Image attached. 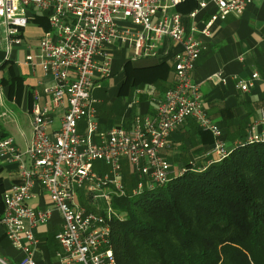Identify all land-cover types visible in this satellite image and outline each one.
I'll list each match as a JSON object with an SVG mask.
<instances>
[{
  "label": "built area",
  "instance_id": "2783aa9c",
  "mask_svg": "<svg viewBox=\"0 0 264 264\" xmlns=\"http://www.w3.org/2000/svg\"><path fill=\"white\" fill-rule=\"evenodd\" d=\"M178 1L0 0V40L7 49L22 44V32L33 15H46L49 29L40 38L37 55H28L26 63L37 64L54 80L46 89L48 105L32 107L33 140L28 149L21 152L12 139L0 138V160L17 164L18 182L1 197L0 223L9 244L21 253L18 264H36L32 257L35 230L47 225L54 211L61 219L55 240L64 264H116L110 220L111 198L124 195L120 160L129 162L135 176L133 195L145 186L152 190L166 185L174 176L162 153L171 134L187 120L212 134L213 146L206 153L210 162L230 153L222 131L204 111L192 73L203 49L197 35L209 37L216 23L229 15H242L247 0H200L186 16L169 12ZM208 7L215 11L198 28L194 23ZM188 20H192L189 28ZM122 23L136 30L121 27ZM164 37L180 51L173 57L174 83L157 103L155 116L135 119L130 131L114 127L98 133L92 91L98 86L94 78L109 72L105 47L119 40L132 45L135 57L153 56L157 41ZM256 81L258 74L253 73L237 82L238 89L247 92ZM58 111L62 112L60 125L50 132ZM80 122L83 133L78 131ZM256 125L242 143L264 144V130L256 131ZM95 162H102L106 172L98 173ZM185 171L179 170L178 175ZM36 186L47 194L49 208L30 207ZM85 193L88 200L105 201L106 208L99 213L88 210L81 203L80 194ZM0 264L7 263L0 258Z\"/></svg>",
  "mask_w": 264,
  "mask_h": 264
},
{
  "label": "crops",
  "instance_id": "0c3cea01",
  "mask_svg": "<svg viewBox=\"0 0 264 264\" xmlns=\"http://www.w3.org/2000/svg\"><path fill=\"white\" fill-rule=\"evenodd\" d=\"M199 1L179 0L169 12L186 16ZM214 11L213 7H208L194 24L201 28V22ZM191 21H185L188 28ZM121 27L136 30L131 24L122 23ZM44 32L42 27L28 22L22 32L20 46L7 49L0 40V138L12 139L21 152L26 151L33 140L32 107L34 104L40 107L48 105L50 97L46 89L54 84L52 77L37 64L26 63L28 55H37ZM197 38L203 49L196 61L192 80L199 86L208 119L222 131L225 145L232 150L244 141L252 125L257 124L256 131L264 130V0H247L242 15H229L213 26L209 37L198 34ZM105 51L110 59L109 72L106 77L94 78L98 86L92 91L96 101L97 131L106 133L114 127L130 131L135 119L155 116L157 103L164 99L166 91L174 83L173 57L180 47L164 37L157 41L153 56L135 57L132 45L119 40L107 45ZM162 64L165 70L157 82L137 88L130 85V69L148 70ZM253 73L258 74L259 81L247 92L240 91L237 82L248 80ZM124 83L127 84L125 95H120ZM61 114V111L57 112L50 132L58 129ZM83 130L84 123L80 122L78 131L83 133ZM213 141L212 134L199 129L192 119L173 132L168 147L162 153L171 166L173 176H177L179 170L200 169L209 164L206 153L212 148ZM212 161L215 162V158ZM120 165L121 177L125 169L136 182L129 162L121 159ZM17 182V164L0 160V216L2 194ZM144 189L148 190V187ZM81 194V203L88 201ZM29 205L37 210L50 207L48 196L41 187L34 188V197ZM60 227V215L54 211L51 221L35 230L32 257L36 264H64L60 246L55 240ZM0 258L7 264H18L21 259V253L9 244L1 223Z\"/></svg>",
  "mask_w": 264,
  "mask_h": 264
},
{
  "label": "trees",
  "instance_id": "16d2710c",
  "mask_svg": "<svg viewBox=\"0 0 264 264\" xmlns=\"http://www.w3.org/2000/svg\"><path fill=\"white\" fill-rule=\"evenodd\" d=\"M28 22L49 29L45 14ZM164 67L130 69V85L157 82ZM122 178L124 195L111 198L116 264H264L263 143H242L223 160L138 195L125 169Z\"/></svg>",
  "mask_w": 264,
  "mask_h": 264
},
{
  "label": "rangeland",
  "instance_id": "374dc122",
  "mask_svg": "<svg viewBox=\"0 0 264 264\" xmlns=\"http://www.w3.org/2000/svg\"><path fill=\"white\" fill-rule=\"evenodd\" d=\"M94 169L98 172V173H103V171L107 170L106 166L102 163V162H95L94 163ZM85 197L86 199L88 198L87 193H85ZM85 207L92 211V212H101L106 208V202L102 201V200H98L96 202L91 201L90 199L88 201H86L85 203Z\"/></svg>",
  "mask_w": 264,
  "mask_h": 264
}]
</instances>
